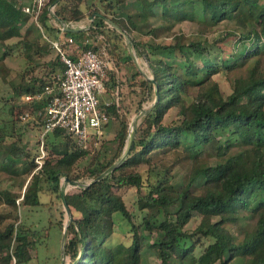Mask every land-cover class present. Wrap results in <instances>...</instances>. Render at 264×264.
I'll return each mask as SVG.
<instances>
[{
    "label": "trees",
    "instance_id": "1",
    "mask_svg": "<svg viewBox=\"0 0 264 264\" xmlns=\"http://www.w3.org/2000/svg\"><path fill=\"white\" fill-rule=\"evenodd\" d=\"M87 1L49 0L38 18L40 26L34 19L27 24L30 15L18 0H0L4 46L0 62L17 47L29 65L13 83L7 77L8 67L0 63V79L6 84L0 90V113L7 111V117L0 115V264H29L38 257L43 236L49 235L48 227H42L46 233L41 234V229L24 223L19 212L20 204L42 203L43 177L56 187L61 178L80 181L77 191L66 192L70 210L66 264H142L148 251L162 264H264V0H139L140 15L159 24L137 31L139 26L129 14L136 33L112 16L126 0H107L105 10L96 4L91 8L92 3L86 10ZM53 4L56 12L50 15ZM158 6L160 13L155 10ZM88 13L96 15L87 29L68 31L62 23L58 30L51 29L52 16L68 23ZM106 20L119 28L120 36L121 31L128 35L136 54L147 61L151 77L140 71L119 36L104 28ZM186 20L197 25L193 34L178 27ZM229 20H234L232 29L215 35ZM98 32L103 36L100 43L89 39ZM166 32H171V39L160 41ZM44 34L74 37V57L79 48L105 49L109 59H121L126 51L141 76L140 86L154 93L129 154L104 176L100 175L128 149L130 120L120 113V105L101 103L120 120L111 153L104 140L99 147L94 144L104 132L94 135L85 148L68 129L57 127L46 134V155L38 168V154H32L24 143V131L17 129L22 111L32 106L23 95L55 86L66 68ZM14 37L19 39L9 42ZM53 49L56 55L43 61ZM43 65L45 74H36ZM220 72L233 75L228 94L213 78ZM112 75L106 84L112 85ZM43 106L32 108L42 120ZM172 110L175 115L166 122ZM168 153L175 158H167ZM83 159L88 162L79 171ZM18 162L21 165L15 168ZM185 163L190 164L189 171L181 170ZM142 165L147 167L140 170ZM133 186L144 211L140 222L125 198L126 188ZM195 214L200 221L189 229ZM117 217L129 224L128 243L111 242ZM108 224L109 231L103 232L101 227ZM58 225L64 231L61 221Z\"/></svg>",
    "mask_w": 264,
    "mask_h": 264
},
{
    "label": "rangeland",
    "instance_id": "2",
    "mask_svg": "<svg viewBox=\"0 0 264 264\" xmlns=\"http://www.w3.org/2000/svg\"><path fill=\"white\" fill-rule=\"evenodd\" d=\"M92 3V7H95L96 5H99V8L101 10H105L107 7V0H88L85 5V9L87 10L90 4ZM89 5V6H88ZM120 7L115 8V13L112 15L118 22L122 23L126 29L130 30L133 33H136L137 31L145 32L147 31L153 24L158 22H155V18H145L140 15V1L139 0H126L125 2L120 4ZM155 10L157 13H160V7H156ZM133 15L134 20L138 24V29H133L132 25L128 21V15ZM90 13L87 14L83 18V20L79 21L83 24L87 25V28L92 25L93 23V16ZM33 19V17L30 15L28 23ZM50 25L54 28H51L53 30H58V27L61 25V20L56 16L50 17ZM108 24L103 23V26L105 29L109 31V33L113 36H119V43L122 45V47L130 50L131 47V54H134L138 60V67L140 71L151 77L152 72L151 69L147 63V61L139 57L136 54V50L133 47L128 35L121 31V35H119V28H117L114 24H112L110 21L106 20ZM27 24H24L22 28L19 30V33L23 34ZM234 24V20H229L228 22L222 23L217 30L215 31V35H222L224 34L228 29H232L231 25ZM178 27H181L187 34H193L198 30V27L195 23L192 21L186 20L183 21L181 24L178 25ZM86 28V29H87ZM49 31H51L49 29ZM47 33H50L47 31ZM53 33V32H52ZM117 33V34H116ZM171 32L163 33L162 36L159 38L160 41H166L171 39ZM103 39V36L100 32L94 34L90 37V39ZM19 37H14L9 40L11 43H15ZM92 39V40H93ZM102 41V40H100ZM3 42L0 40V53L4 50V46L2 44ZM56 51L53 49L50 54H48L43 61L48 60L56 55ZM42 61V62H43ZM1 64L4 63L8 69V79L12 81L13 83L17 82V75L20 72H24L28 67L27 60L21 56L19 49L16 47L11 55H9L3 62H0ZM0 64V65H1ZM44 64V63H43ZM109 69H113L112 72H108V75L111 77L112 73L114 76V80L112 81V85L106 84V90L100 94V100L101 103H106L107 101H113L115 104L117 102V98L119 99V105H120V113L122 115H125L129 118L130 124L134 121L135 126L137 127L138 124L142 120V116L144 114L145 109L149 108V106L153 103L154 99V93H150L148 89H144L140 86V79L141 76L136 73V68L134 64L131 62V59L126 55L123 56V58H116V56L110 57V67ZM46 72V65H43L42 67H39L36 71V74L43 75ZM1 73V69H0ZM233 75L227 74L224 72L217 73L213 76L215 80H217L222 90L225 94H228L232 91V85H231V78ZM6 88V84L3 83V81L0 79V90L3 91ZM33 107H40L45 104V99H36L31 101ZM31 105H28V108L32 107ZM44 107V106H43ZM23 108V107H22ZM20 108V109H22ZM38 111V110H37ZM37 111H33L31 116L26 119H21V121L17 125V129L20 131H24V143L25 145L30 149L33 155H36L40 152V145L38 143L40 131L42 129V123L43 121L41 118L37 116ZM1 116L7 117V111H4L0 113ZM175 115V111L172 110L168 115L166 116V122L171 121ZM120 126V120L116 118L114 114H112L109 122L107 125L104 126L103 132L104 134L101 136V138H98L96 142L94 143L96 147H99L102 140H104V143L106 145V149L111 153L113 147L115 146V143L113 141V137ZM92 130V129H91ZM137 133V130H136ZM104 148L105 146H101ZM170 159H174L175 155L174 153H168V157ZM88 162V159H83L78 164L77 169L81 171L84 167V165ZM21 163L18 162L14 166L17 168L20 166ZM147 167V165H142L139 167L140 170ZM190 164L185 163L183 166H181L182 171H189ZM131 170V169H130ZM83 180V179H81ZM85 181V180H84ZM86 181H89L88 179ZM8 184V183H6ZM42 192L40 193V199L42 203L38 206H29L20 204L19 205V212L21 214V220L29 224L32 227H36L41 229V234L45 235L46 229L42 227H48V236H43L42 241L39 243L38 248V257H35L30 261L29 264H59V263H69L70 257L69 255H64V244L62 243V237L63 232L59 228V221L63 223L64 226L67 225L69 221V213L64 205L63 199L61 197V193L59 189L65 188L66 192H73L77 191L78 185H75L74 183L70 181H66L65 179L61 178V181L59 183V186L56 187V184L51 179H48L46 177H43L41 182ZM17 190V189H16ZM19 190V189H18ZM125 198L126 202L131 209V211L134 213L135 220L137 222H140L142 220L144 211H142L138 207V192L136 190V187H128L125 190ZM21 200V198L19 199ZM18 200V202H19ZM119 215V213H117ZM200 221V216L198 214H195L194 217L191 219V221L187 224V227L189 229H194L197 224ZM110 226L104 225L101 227V230L103 232L109 231ZM131 235L132 233L129 231V224L126 220H124L121 217H117L116 224H115V232L110 237L111 242L117 243L119 241H125L130 242L131 241ZM200 250V248L198 249ZM142 264H162L161 259L156 256V254L153 251H148L146 256L143 259Z\"/></svg>",
    "mask_w": 264,
    "mask_h": 264
},
{
    "label": "built area",
    "instance_id": "3",
    "mask_svg": "<svg viewBox=\"0 0 264 264\" xmlns=\"http://www.w3.org/2000/svg\"><path fill=\"white\" fill-rule=\"evenodd\" d=\"M18 1L22 3V10L38 22L49 0ZM49 11L50 15H55L56 5H50ZM61 23L64 26V22ZM44 36L60 54L66 68L63 73L58 74L55 86H47L41 93L23 95L25 101L45 99L40 152L36 156L38 168L42 166L46 155L45 138L48 132L57 127L66 128L76 138L78 144L86 148L94 135L98 137L102 135L105 124L111 118L107 108L101 106L100 100V94L106 90L110 67L107 51L79 48L77 57H74L71 55L72 46L75 44L74 37L49 38L46 34ZM112 102L107 101L106 105ZM116 104L119 105L118 98ZM32 108L33 106L23 110L21 117L23 119L30 117Z\"/></svg>",
    "mask_w": 264,
    "mask_h": 264
},
{
    "label": "water",
    "instance_id": "4",
    "mask_svg": "<svg viewBox=\"0 0 264 264\" xmlns=\"http://www.w3.org/2000/svg\"><path fill=\"white\" fill-rule=\"evenodd\" d=\"M93 19H94V16H93ZM64 28L68 31H75V30H78L79 28H74V27H70L68 26L65 22H64ZM130 51H131V47H130ZM132 53V52H131ZM133 56V59L135 60V63L138 65V60L136 58V56L134 54H132ZM135 135H136V126L134 124V121L131 122L130 124V137H129V144H128V149L123 153L121 159L117 162H115L114 164H112L109 168H107L100 176H104L106 173L110 172L111 170L115 169L121 162L124 158H126V156L129 154L130 152V149H131V146L133 144V141L135 139ZM66 181H70L69 178L66 179ZM72 183H74L75 185H79L80 184V181L78 180H73L71 181ZM61 195H62V199H63V202H64V205L68 211V213H70V210H69V206H68V202H67V199H66V189L63 187L61 188ZM66 235H67V226H65L64 228V232H63V237H62V243L64 244L65 243V240H66Z\"/></svg>",
    "mask_w": 264,
    "mask_h": 264
},
{
    "label": "crops",
    "instance_id": "5",
    "mask_svg": "<svg viewBox=\"0 0 264 264\" xmlns=\"http://www.w3.org/2000/svg\"><path fill=\"white\" fill-rule=\"evenodd\" d=\"M81 20H83V18L82 19H80V20H74V21H70V22H68V26H70V27H74V28H82V29H86L87 28V25L86 24H83V23H81V22H79V21H81ZM90 39V38H89ZM93 38H91L90 40H92ZM100 40H102V39H98V40H96V42L97 43H100Z\"/></svg>",
    "mask_w": 264,
    "mask_h": 264
}]
</instances>
